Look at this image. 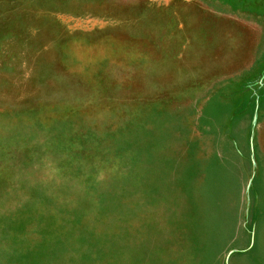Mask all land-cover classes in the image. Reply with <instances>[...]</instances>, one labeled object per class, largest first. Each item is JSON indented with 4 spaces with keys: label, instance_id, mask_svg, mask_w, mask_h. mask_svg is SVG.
<instances>
[{
    "label": "rangeland",
    "instance_id": "374dc122",
    "mask_svg": "<svg viewBox=\"0 0 264 264\" xmlns=\"http://www.w3.org/2000/svg\"><path fill=\"white\" fill-rule=\"evenodd\" d=\"M0 264H264V0H0Z\"/></svg>",
    "mask_w": 264,
    "mask_h": 264
}]
</instances>
